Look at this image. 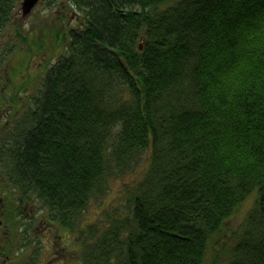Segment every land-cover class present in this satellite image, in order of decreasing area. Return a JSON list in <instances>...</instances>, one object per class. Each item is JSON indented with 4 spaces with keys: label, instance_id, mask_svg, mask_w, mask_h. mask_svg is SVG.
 I'll list each match as a JSON object with an SVG mask.
<instances>
[{
    "label": "trees",
    "instance_id": "obj_1",
    "mask_svg": "<svg viewBox=\"0 0 264 264\" xmlns=\"http://www.w3.org/2000/svg\"><path fill=\"white\" fill-rule=\"evenodd\" d=\"M19 1L0 0V30ZM68 6L81 23L0 135L3 179L48 217L69 212L86 264H202L255 193L227 264H264V0ZM144 152L123 213L84 225L91 198Z\"/></svg>",
    "mask_w": 264,
    "mask_h": 264
},
{
    "label": "rangeland",
    "instance_id": "obj_2",
    "mask_svg": "<svg viewBox=\"0 0 264 264\" xmlns=\"http://www.w3.org/2000/svg\"><path fill=\"white\" fill-rule=\"evenodd\" d=\"M80 23V11L70 8L68 0H39L26 16H22L17 7L15 14L0 30V135L8 132L4 123L11 116L12 110L19 109L21 112L20 106L24 103L26 96L33 94L37 89L44 72L42 62L46 59L47 63H51L59 56V53H62L63 41H67V33ZM11 44L18 47L16 51H11L12 53L10 52ZM36 47L40 49V53L36 51ZM147 154V152L142 154L132 171L119 178H110L103 196L91 198L84 213V225L97 224L104 218L103 212L112 207H117L119 212L123 213L119 206L126 205L128 189L142 177L147 166ZM254 198L255 193L248 196L225 221L220 232L211 237L202 264H227L230 257L229 251L235 240L234 234L241 227L247 211L253 206ZM0 199L2 220L0 232L2 231L3 238L0 245L5 241L8 242L5 254L13 256L12 263L61 264L60 258H62L71 261L69 264H73L79 259L80 242L76 226L71 227V231L67 230L68 236L53 232L57 236L52 240L42 235L41 227L35 229L33 226V233H24L22 229L19 230L18 224L28 218V210L32 204H29L18 187L7 184L1 171ZM28 222L35 223L29 219ZM28 229L31 230V228ZM61 230L63 233L66 231L64 228ZM27 238L38 241L43 249L45 246L53 245L57 250L55 256H53L54 252L47 255L43 249L31 246ZM49 241L52 242L48 243ZM34 255L36 256L32 258Z\"/></svg>",
    "mask_w": 264,
    "mask_h": 264
},
{
    "label": "bare ground",
    "instance_id": "obj_3",
    "mask_svg": "<svg viewBox=\"0 0 264 264\" xmlns=\"http://www.w3.org/2000/svg\"><path fill=\"white\" fill-rule=\"evenodd\" d=\"M21 1L22 0H20L19 1V3H18V9H19V11H20V3H21ZM20 13H21V11H20ZM61 18H62V15H61ZM187 29H190V28H187ZM12 122H11V116L9 117V119H7L6 120V122L4 123V126H8V125H10ZM33 189V188H32ZM2 191V190H1ZM34 191V190H33ZM34 194L35 195H37L36 193H35V191H34ZM35 195H33V197H34V201H30L29 199H27L28 201H29V204L31 205L32 204V206H35V207H37V210H36V217L38 216V214H39V216L37 217L38 219H39V223H45V222H49L53 227H52V229L54 230V232H56V233H60L61 235L62 234H64V235H66V236H68V231H71V229H70V220H68V219H71L70 218V216H69V212L67 213V215H66V217L68 218V219H56V218H50V217H48V215H47V211H46V209H45V207H43L42 205H40V202L39 201H37L36 200V196ZM8 197H9V195H7ZM41 213V214H40ZM247 214H248V218H249V220H255V216L254 215H252V214H250L249 213V210L247 211V213H246V215L244 216V219H243V221L244 220H246V218H247ZM0 215H1V213H0ZM21 222L18 224V226L20 227V229L19 230H21ZM1 225H2V220H1V218H0V228H1ZM261 226H263L264 227V222L261 224ZM62 228H64V229H66V231L63 233V230H61ZM222 228V227H221ZM221 228L218 230V232H220V230H221ZM9 230V229H8ZM68 230V231H67ZM2 231L0 232V239L2 240L3 238H2ZM72 233V232H71ZM6 234H8L9 235V233H6ZM27 236V235H26ZM63 237V236H62ZM27 241H28V243L31 245V246H33V247H36L37 249H43L42 248V246L40 245V243L37 241L36 242V240H34V239H31V238H27ZM52 241H49L48 243H51ZM2 245H3V243H2ZM52 246L53 245H49V246H45L44 247V249H43V251L44 252H47V255H51L52 254ZM5 250H6V247H5ZM27 251H30L29 249H26ZM42 251V252H43ZM55 255V254H54ZM36 255H34V256H32V258L33 257H35ZM44 256V255H43ZM48 258V257H47ZM6 262H7V260H6ZM60 262H61V264H69V262H71V261H69V260H66V259H62V258H60ZM19 263V262H18ZM18 263H12V264H18ZM7 264H11V261L10 262H8ZM73 264H86L85 262H83L80 258L77 260V261H75Z\"/></svg>",
    "mask_w": 264,
    "mask_h": 264
},
{
    "label": "flooded vegetation",
    "instance_id": "obj_4",
    "mask_svg": "<svg viewBox=\"0 0 264 264\" xmlns=\"http://www.w3.org/2000/svg\"><path fill=\"white\" fill-rule=\"evenodd\" d=\"M1 200V199H0ZM36 210H37V207L35 206H32L29 208L28 210V218L24 220V222L21 224V229L23 230L24 233H28V232H32V227L34 226L35 229L41 227V232H42V235L44 237H50L51 240L53 238H55L57 235L54 232V230L52 229V225L49 223V222H45V223H39V219L35 216L36 214ZM28 219L33 221L34 224H32V222H28ZM35 219V220H33ZM27 222V223H26ZM42 224V226H41ZM28 228H31V230H29ZM27 235V234H26ZM0 243H1V239H0ZM8 244L7 241H5L3 243V245H0V264H7L8 262L12 261L13 260V256H9V255H6L5 254V247L6 245ZM52 252L53 253V256H55L54 254L57 252L56 248L54 246H52ZM48 259H51L50 257H48ZM7 260V262H6ZM48 261V260H47ZM12 264V262H11Z\"/></svg>",
    "mask_w": 264,
    "mask_h": 264
},
{
    "label": "water",
    "instance_id": "obj_5",
    "mask_svg": "<svg viewBox=\"0 0 264 264\" xmlns=\"http://www.w3.org/2000/svg\"><path fill=\"white\" fill-rule=\"evenodd\" d=\"M39 0H22L20 3V11L22 16H26Z\"/></svg>",
    "mask_w": 264,
    "mask_h": 264
}]
</instances>
